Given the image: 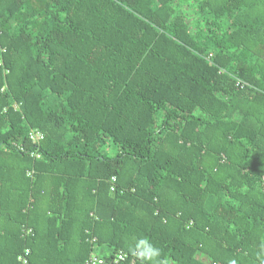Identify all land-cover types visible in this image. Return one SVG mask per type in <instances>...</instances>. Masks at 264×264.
I'll use <instances>...</instances> for the list:
<instances>
[{
  "label": "trees",
  "instance_id": "16d2710c",
  "mask_svg": "<svg viewBox=\"0 0 264 264\" xmlns=\"http://www.w3.org/2000/svg\"><path fill=\"white\" fill-rule=\"evenodd\" d=\"M0 60V264H262L264 0H0Z\"/></svg>",
  "mask_w": 264,
  "mask_h": 264
},
{
  "label": "built area",
  "instance_id": "2783aa9c",
  "mask_svg": "<svg viewBox=\"0 0 264 264\" xmlns=\"http://www.w3.org/2000/svg\"><path fill=\"white\" fill-rule=\"evenodd\" d=\"M2 67V63L0 60V68ZM5 73H7V70H4ZM27 138L28 140L32 143V144H36L38 145L43 139H44V135L41 131H39L38 129H31L28 134H27ZM31 156H33L34 158H39L40 154L39 151L36 149L31 153ZM115 180L114 178L111 179V182L113 183ZM113 190V188H111V191ZM26 235L31 233L30 229H27L24 232ZM94 241V240H93ZM29 256V250L25 249L23 252H21L18 256H17V261L20 264H27V258ZM138 257L137 255H134L133 258ZM127 259V255L121 251L117 252L116 254L113 255L112 258L110 259H105L103 257H101L100 255L96 254V253H91L87 259L85 260L84 264H124V262Z\"/></svg>",
  "mask_w": 264,
  "mask_h": 264
},
{
  "label": "clouds",
  "instance_id": "9594fccd",
  "mask_svg": "<svg viewBox=\"0 0 264 264\" xmlns=\"http://www.w3.org/2000/svg\"><path fill=\"white\" fill-rule=\"evenodd\" d=\"M132 253L138 256L142 264H168L166 257L161 259L162 250L151 244L148 239L138 240L132 249ZM230 264H236V261L232 260ZM262 264H264V261H262Z\"/></svg>",
  "mask_w": 264,
  "mask_h": 264
},
{
  "label": "rangeland",
  "instance_id": "374dc122",
  "mask_svg": "<svg viewBox=\"0 0 264 264\" xmlns=\"http://www.w3.org/2000/svg\"><path fill=\"white\" fill-rule=\"evenodd\" d=\"M107 154H108L109 157L113 156L114 155V150L111 149V150L107 151ZM96 253L104 255L106 253V251H98L97 250Z\"/></svg>",
  "mask_w": 264,
  "mask_h": 264
}]
</instances>
